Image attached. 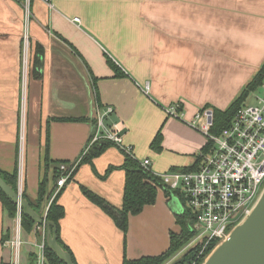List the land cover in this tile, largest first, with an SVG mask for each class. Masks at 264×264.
Masks as SVG:
<instances>
[{
    "label": "crops",
    "instance_id": "obj_1",
    "mask_svg": "<svg viewBox=\"0 0 264 264\" xmlns=\"http://www.w3.org/2000/svg\"><path fill=\"white\" fill-rule=\"evenodd\" d=\"M50 2L31 0L26 23L23 4L0 0V170L18 172L21 159L19 177L30 200L44 175L52 186L54 166L79 158L96 105L112 108L106 123L117 125L122 143L134 158H148L154 173L193 165L206 140L188 122L201 109L227 108L264 62V0ZM25 25L32 46L44 49L38 78L31 73L33 50L23 73ZM175 103L179 116L167 115L164 108ZM159 130L162 149L155 151L150 143ZM124 154L113 143L91 163L80 160L58 194L64 210L59 235L76 264L157 255L168 248L169 233L179 230L175 217L183 201L163 188L153 204L129 215L126 232L83 194L81 186L120 208ZM14 227L15 215L0 202V264L14 257L7 244ZM20 235V264H35L30 254L36 256L38 235Z\"/></svg>",
    "mask_w": 264,
    "mask_h": 264
},
{
    "label": "built area",
    "instance_id": "obj_2",
    "mask_svg": "<svg viewBox=\"0 0 264 264\" xmlns=\"http://www.w3.org/2000/svg\"><path fill=\"white\" fill-rule=\"evenodd\" d=\"M52 6L50 0H44ZM26 23L29 20L28 0H25ZM79 21L77 17L72 19ZM26 33V32H25ZM27 34L23 35V44L27 47ZM27 50H23V73L26 74ZM261 93L255 97L254 104L240 105L233 113L228 125L218 134L210 132L212 111L201 109L188 122L189 126L200 131L208 142V150L201 152L200 161L191 170L169 169L154 173L150 160H139L140 165L157 176L164 189L177 195L183 201L194 220L191 226L193 235L198 237L202 255L211 244L224 238L227 232L250 210L260 194L264 184V81L259 85ZM147 86L144 88L146 92ZM179 104L164 108L167 115L178 117ZM111 107L103 110L95 106L93 132L79 158L58 167L59 175L45 206L42 224L35 225L33 232L39 241L33 245L37 249L35 264H45L46 213L51 202L58 196L66 182L71 179L77 164L82 160L92 145L99 140H109L119 146L124 153L133 157L131 146L122 143L120 130L116 124L106 123V117L112 112ZM23 142L20 133L19 144ZM17 172V193L22 196L21 159ZM21 207L16 205L13 237L7 241L14 250L11 264H20L19 248L22 243ZM214 244V245H215ZM213 245V246H214Z\"/></svg>",
    "mask_w": 264,
    "mask_h": 264
},
{
    "label": "trees",
    "instance_id": "obj_3",
    "mask_svg": "<svg viewBox=\"0 0 264 264\" xmlns=\"http://www.w3.org/2000/svg\"><path fill=\"white\" fill-rule=\"evenodd\" d=\"M23 4L24 0H18ZM31 0H29V9H30ZM32 45V44H31ZM30 50H33V58L31 61V73L36 78L40 77L39 69L42 66V55L43 47L39 43H34L33 46H30ZM111 68L115 71L116 75H121L119 68L109 60ZM264 80V62L262 63L260 69L253 76V78L245 85L241 93L237 98L225 109H212V125L210 127V132L213 134H218L224 127H226L234 113V111L240 106L243 105V101L249 94V92L255 90ZM100 106V105H99ZM94 122V121H93ZM162 134L159 130L153 140L150 143V147L155 151H160L162 149ZM208 142L202 148V152L208 150ZM113 143L109 140H99L94 143L90 148L88 154L81 160V163H91L92 159L100 155L106 148L112 146ZM200 161V155L196 157L195 163L189 167L182 168V170H191ZM124 170V188L122 196V204L120 208H116L110 205L106 200L87 189L84 186H81L83 194L94 204L103 209L107 214L111 216L118 228L123 232L127 231L128 218L129 215H134L139 213L145 205L153 204L156 199L157 189L163 188L161 182L157 176H155L150 171L143 168L139 160L128 154H124L123 163L120 166ZM45 168H49V160L45 158ZM113 169V166L108 168V171ZM176 169V168H175ZM59 171L58 165L54 166L52 169V186L47 188L48 179L46 175L42 178L39 183L37 195L35 200H30L25 194L24 187L22 188V197L26 198L29 201L30 206L37 211L40 216H43L45 206L50 198L51 191L53 190L56 179L58 178ZM0 176L3 180L9 184L15 191H17V171L14 170L11 173L4 172L0 170ZM164 189V188H163ZM165 193L168 195L170 192L164 189ZM58 197V196H57ZM57 197L51 202L46 213V220L51 221L55 224L57 228V241L66 249L71 257L73 262L74 258L67 247L66 244L60 238L59 235V219L63 217L64 210L63 207L57 203ZM0 202L2 206L7 210L9 215L13 217L16 211V205L3 193L0 189ZM176 224L178 225L179 230L177 232L171 231L169 233V246L168 248L157 255L152 256H142L137 259H127L124 257L122 264H165L168 260L172 259L179 251L182 250L186 242L192 237L193 233L191 231V226L193 224V216L190 210L184 206L181 213L176 214ZM35 228V223L33 220L27 216L21 215V230L24 232L30 233ZM215 244V243H214ZM214 244H211L205 251L204 254L198 256V251L200 249V244L197 243L191 249L187 250L183 255L175 260L173 264H191L194 261H199L205 257V255L211 250ZM33 262L35 261V254H30ZM45 264H65L63 260L59 259L56 254L51 251L47 246L44 249ZM195 262V263H196ZM4 264V263H3Z\"/></svg>",
    "mask_w": 264,
    "mask_h": 264
},
{
    "label": "water",
    "instance_id": "obj_4",
    "mask_svg": "<svg viewBox=\"0 0 264 264\" xmlns=\"http://www.w3.org/2000/svg\"><path fill=\"white\" fill-rule=\"evenodd\" d=\"M93 120L95 116L93 115ZM0 189L35 225L43 218L0 176ZM45 244L65 264H76L70 253L57 241V228L45 222ZM200 264H264V186L250 210L205 255Z\"/></svg>",
    "mask_w": 264,
    "mask_h": 264
},
{
    "label": "rangeland",
    "instance_id": "obj_5",
    "mask_svg": "<svg viewBox=\"0 0 264 264\" xmlns=\"http://www.w3.org/2000/svg\"><path fill=\"white\" fill-rule=\"evenodd\" d=\"M23 4H25V0H24V2H23ZM28 4H29V0H28ZM30 16V15H29ZM26 32V33H25ZM24 34H27V40H28V42H27V47L23 44V37H22V58H23V50H27V52L30 50V46L32 47V43H31V41H30V39H29V36H28V29H27V27H26V25H25V27H24V31H23V35ZM28 57V56H27ZM27 62H28V58H27ZM23 66H24V61H23ZM24 79V78H23ZM24 82H25V79H24ZM24 87H25V84H24V86H23V89H22V100H24V97H25V93H24ZM260 93H261V90H260V87L258 86L255 90H253V91H251V92H249V94L247 95V97L245 98V100L243 101V103L244 104H254L255 103V97L256 96H258V95H260ZM21 113H22V105H21ZM21 133V132H20ZM19 136H20V134H19ZM205 140H206V138H205ZM19 146H20V144H19ZM263 186H264V184H263ZM262 186V187H263ZM262 187H261V189H262ZM260 189V190H261ZM174 195V194H173ZM178 197V196H177ZM179 198V197H178ZM176 202L177 203H179V204H181V201L179 200V199H176ZM200 241V239L198 238V237H196L195 235H192V237L186 242V244L183 246V248H182V250L181 251H179L172 259H170V260H168L165 264H173V262L175 261V260H177V259H179L182 255H183V253H185L187 250H189V249H191L194 245H196L198 242ZM200 250H201V247H200V249H199V251L198 252H200ZM205 253V252H204ZM203 253V254H204ZM203 260V259H202ZM201 260V261H202ZM196 261H194V262H192L191 264H200V263H198L199 261H197L196 263H195Z\"/></svg>",
    "mask_w": 264,
    "mask_h": 264
}]
</instances>
